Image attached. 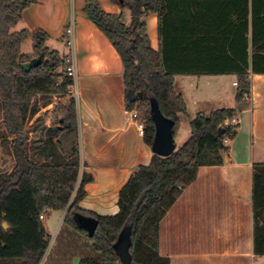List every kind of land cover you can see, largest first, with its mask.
I'll return each mask as SVG.
<instances>
[{"label":"trees","instance_id":"obj_1","mask_svg":"<svg viewBox=\"0 0 264 264\" xmlns=\"http://www.w3.org/2000/svg\"><path fill=\"white\" fill-rule=\"evenodd\" d=\"M111 1L129 11L128 24L122 12L107 13L95 0H85L83 10L121 59L125 106L138 113L150 147L155 133L152 105L171 122L172 137L186 111L174 89V75L234 72L239 100L249 92V72L264 73V0H244L243 63L166 61L151 48L143 20L149 12L161 16L164 0ZM32 2L0 0V152L1 162H10L8 167L0 164V264H71L76 257L78 264H124L116 252L124 229L129 264H169L159 251L161 221L199 167L223 163L224 141L236 135L237 125L226 124L235 110L197 113L189 136L172 153H152L148 165L135 167L118 192L117 213L99 215L80 208L92 175L80 171L77 108L68 91L65 57L46 46L49 36L41 29L11 31ZM28 37L31 51L23 53L21 43ZM34 57L39 64L24 71L20 64ZM252 167L253 253L264 256V162ZM46 210H67L49 250L50 235L39 217ZM80 216L96 219L92 235L79 226ZM74 236L86 243L79 247Z\"/></svg>","mask_w":264,"mask_h":264},{"label":"crops","instance_id":"obj_2","mask_svg":"<svg viewBox=\"0 0 264 264\" xmlns=\"http://www.w3.org/2000/svg\"><path fill=\"white\" fill-rule=\"evenodd\" d=\"M95 1L107 13L122 12L124 22H130L126 8L111 0ZM84 4L85 0H33L11 31L41 29L49 36L46 46L62 56L69 51L63 31L73 20L80 171L92 175L79 207L99 215H113L118 211L120 188L135 167L149 164L152 151L138 135L126 109L121 59L106 36L86 17ZM164 4L161 16L149 12L143 20L151 48L161 51L166 61L243 63L244 0H164ZM23 43L31 51V38L21 46ZM192 75L232 77L235 99L234 72L176 74L174 89L185 103V92L176 89L177 78ZM248 78L249 92L235 99L237 106L207 110L234 109L237 126L242 118H248V156H241L229 144L232 139H227L223 163L199 167L195 179L180 190L160 224L159 251L169 258V264H181L186 258L193 264H264V256L253 253L252 213V165L258 162L254 160V142L264 150V73L249 72ZM190 87L193 105L212 102L198 86ZM237 132L236 128V135ZM51 211L62 212L63 220L67 210ZM47 212L43 213V225Z\"/></svg>","mask_w":264,"mask_h":264},{"label":"rangeland","instance_id":"obj_3","mask_svg":"<svg viewBox=\"0 0 264 264\" xmlns=\"http://www.w3.org/2000/svg\"><path fill=\"white\" fill-rule=\"evenodd\" d=\"M25 43V42H24ZM22 44L21 51L22 52H29L30 46H26L25 44ZM233 80L232 77L227 76H218V77H199V76H185L181 80L177 78V90H183L186 100V111L184 114H180L178 118V123L176 125L174 134H173V141L175 146H179L182 144V142L189 136L190 134V120L199 112L202 111L203 113H207L208 108L213 107H235L237 106L234 99V92L235 88L231 86V81ZM206 81V84H205ZM191 84L194 86H198L199 90L205 91L204 95L208 96L210 99H213L210 104L201 103L200 105H193L192 103V88L190 87ZM198 84V85H197ZM207 91V92H206ZM203 94V93H202ZM185 103V104H186ZM210 105V107H208ZM240 126L241 129L239 128ZM237 135L232 139L235 151L241 153V156H248V151L250 149L251 145V135L249 131V120L248 118H242V121L240 125L237 126ZM254 149V160L258 162L264 161V150L261 149L260 145L254 142L253 145ZM4 156L0 152V164L4 167H8L10 165V162L8 159L5 160V162H1ZM62 212H53L49 210L47 212L46 218L44 219V225L47 227V231L50 235V242L48 250L53 246V239L57 236L59 233L60 228L62 227ZM49 216V217H48ZM57 230V232H56ZM56 233V234H55ZM124 236H127V229L122 230V232L119 235V239H122ZM75 241L77 240V243L79 247L86 243L83 238L81 237H73ZM47 250V252H48ZM54 250V249H53ZM46 252V253H47ZM163 256H166L162 253H160ZM181 264H193V262L190 260V258H186L183 261H180ZM71 264H78V258L71 259Z\"/></svg>","mask_w":264,"mask_h":264},{"label":"water","instance_id":"obj_4","mask_svg":"<svg viewBox=\"0 0 264 264\" xmlns=\"http://www.w3.org/2000/svg\"><path fill=\"white\" fill-rule=\"evenodd\" d=\"M39 62L40 59L38 57H34L30 61L21 63L20 66L24 71H28L32 66H37ZM129 97L131 99L134 97L133 91L129 92ZM151 118L155 126V133L151 145V151L156 155L167 156L175 149V144L170 130L171 122L162 116L155 104L152 105ZM77 222L79 226L84 228L90 235L93 234L97 225L96 219L92 217L80 216L77 218ZM2 226L4 228H7L6 222H2ZM127 244V236H124L122 239H118L116 243V252L124 264L130 263V255L127 251Z\"/></svg>","mask_w":264,"mask_h":264},{"label":"built area","instance_id":"obj_5","mask_svg":"<svg viewBox=\"0 0 264 264\" xmlns=\"http://www.w3.org/2000/svg\"><path fill=\"white\" fill-rule=\"evenodd\" d=\"M73 31H74V22L71 19L68 25L64 28L63 34L65 37V44L69 48V51L66 55H64V72L65 74L71 79V83L68 85V91L69 93L74 97V99L77 98V90L74 84V67H75V58H74V50H73ZM233 86H236V81L232 82ZM131 118L134 121L136 131L138 135L143 136L144 133V123L139 119L138 113L135 110H130ZM235 119L232 118L229 121L226 122V124H234ZM40 218L43 217V215L39 216Z\"/></svg>","mask_w":264,"mask_h":264}]
</instances>
